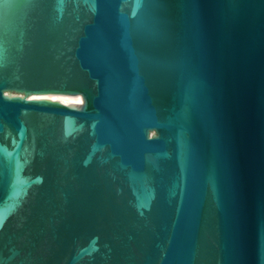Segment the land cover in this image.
I'll use <instances>...</instances> for the list:
<instances>
[{
	"label": "water",
	"instance_id": "1",
	"mask_svg": "<svg viewBox=\"0 0 264 264\" xmlns=\"http://www.w3.org/2000/svg\"><path fill=\"white\" fill-rule=\"evenodd\" d=\"M0 264H264V0H0Z\"/></svg>",
	"mask_w": 264,
	"mask_h": 264
}]
</instances>
